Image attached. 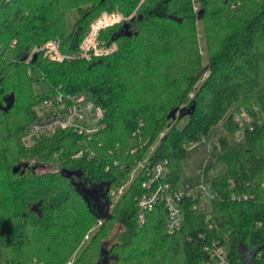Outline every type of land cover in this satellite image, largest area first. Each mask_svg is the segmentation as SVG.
<instances>
[{
	"label": "trees",
	"instance_id": "1",
	"mask_svg": "<svg viewBox=\"0 0 264 264\" xmlns=\"http://www.w3.org/2000/svg\"><path fill=\"white\" fill-rule=\"evenodd\" d=\"M134 2L1 3L0 264H64L98 220L87 241L95 264H208L213 244L226 246L233 264H264V123L217 154L226 165L209 181L217 195L199 197L196 209L189 202L175 232L166 230L163 203L140 218L136 200L147 178L140 161L167 159L169 181L178 184L187 148L214 125L234 135L236 113L264 112V0H147L134 18L101 32L116 46L109 56L59 63L39 52L25 61L51 38L62 52L77 53L95 17L127 15ZM198 22L209 60L197 85L204 68ZM35 80L48 88L38 92ZM58 86L100 106L103 126L88 134L47 131L26 146L36 107ZM95 185L110 202L104 217L83 191ZM121 217L126 231L106 248ZM243 246L254 248L248 261Z\"/></svg>",
	"mask_w": 264,
	"mask_h": 264
},
{
	"label": "built area",
	"instance_id": "2",
	"mask_svg": "<svg viewBox=\"0 0 264 264\" xmlns=\"http://www.w3.org/2000/svg\"><path fill=\"white\" fill-rule=\"evenodd\" d=\"M7 1L10 0H0V5ZM134 16L135 14L124 17L114 12L102 11L89 23L79 43V51L77 53L62 52L60 41L57 38H51L40 45L33 46L26 53L25 61L30 62L39 52L48 60L59 63L75 58L90 60L106 56L114 50L115 46L101 39V32L109 27L130 20ZM16 41V38H14L10 45L13 46ZM2 50L3 47L0 46V54ZM38 106L40 107V112L36 111L37 116L28 127V132L32 135L56 129H74L79 133L88 134L97 131L103 126L101 122L103 110L100 106L83 95L64 92L60 86L54 88L53 94L45 97ZM234 121L237 124V129L234 133L235 142H240L245 138L248 131H252L255 126L264 123V112L255 110L254 113L246 111L236 113ZM199 140L205 141V138L201 137ZM207 147L211 150V147ZM138 168L147 171V178L142 182V187L145 191L136 198L141 210L139 216L142 218V211L151 210L158 202L163 203L167 211L165 227L169 233H173L181 227L184 220V209L189 202L193 203L192 208L196 209L195 201L199 197L212 199L217 195L210 183L204 184L202 182L195 187L188 182H183L181 186L172 184L169 181L167 159L150 163L145 158L138 163ZM235 198V196H232V199ZM246 198L247 196H243V199ZM206 250L209 258L208 264H233L228 260L229 252L226 246L213 244V246L207 247Z\"/></svg>",
	"mask_w": 264,
	"mask_h": 264
},
{
	"label": "rangeland",
	"instance_id": "3",
	"mask_svg": "<svg viewBox=\"0 0 264 264\" xmlns=\"http://www.w3.org/2000/svg\"><path fill=\"white\" fill-rule=\"evenodd\" d=\"M147 3V0H135L133 7L130 8L129 13L124 15L120 10H114L116 14L122 15L124 17H129L130 15L137 14L139 10H141L144 5ZM198 27V39L200 43V54H201V65L204 67L202 70V76L197 82V85L203 78L207 75V63L209 60V51L206 48V40L204 39V34L202 32L201 23H197ZM110 28V27H109ZM101 39L102 36H100ZM114 45V44H113ZM115 46V45H114ZM114 50L106 56H109L115 51ZM103 56V57H106ZM35 89L38 92L44 91L48 88L46 82L36 81L34 82ZM192 95H190L191 97ZM36 111L40 112V107H36ZM187 121V117H182L181 120L178 121L177 127L181 128L185 125ZM45 133V132H43ZM42 134V133H39ZM33 136H38V134L32 135L28 132V135L23 138L25 141V145L30 147L33 145L34 140ZM39 137V136H38ZM205 141L198 140L197 143L191 145L186 150L185 158L182 160V168L179 173L181 181L178 183L179 186L182 185L184 180H186L191 186H198L200 183L207 184L209 181L216 175H220L225 172L226 165L222 161H218L216 156L220 152L231 149L235 145V137L232 133L226 132L222 126V122L214 125L208 133L204 136ZM211 147V150L208 147ZM34 160L32 159L31 162ZM41 171V170H39ZM120 192V191H119ZM105 196H100L99 199L94 200V204L99 205L103 204L106 201ZM117 199V197H115ZM114 198L111 200L112 202L115 200ZM115 204V203H114ZM92 205V204H91ZM117 221V220H116ZM115 221L112 231L109 233V236L104 241V246L108 248L112 242L121 240L122 235L126 231V219L125 217H121L117 222ZM101 226V220H98L94 223L90 229L87 231L86 235L80 240L78 245L71 250L69 254V258L64 264H95V258L92 257L91 248L88 247L89 234L91 231L97 229ZM254 248L243 246L242 247V259L244 261H248L251 257ZM90 255V256H89ZM173 260V259H172ZM171 261V259H170ZM43 264V263H39Z\"/></svg>",
	"mask_w": 264,
	"mask_h": 264
},
{
	"label": "water",
	"instance_id": "4",
	"mask_svg": "<svg viewBox=\"0 0 264 264\" xmlns=\"http://www.w3.org/2000/svg\"><path fill=\"white\" fill-rule=\"evenodd\" d=\"M132 19V18H131ZM85 192V198L88 201L90 207L92 208H96L98 210V215L101 217L106 216L108 207L110 205V202L108 201V199H106V201H104L103 204L100 203L99 205H95L94 204V200L99 199L100 196H105L103 194V186L102 185H95L92 188H88L86 190H83ZM92 204V205H91Z\"/></svg>",
	"mask_w": 264,
	"mask_h": 264
},
{
	"label": "flooded vegetation",
	"instance_id": "5",
	"mask_svg": "<svg viewBox=\"0 0 264 264\" xmlns=\"http://www.w3.org/2000/svg\"><path fill=\"white\" fill-rule=\"evenodd\" d=\"M134 17H135V16H134ZM134 17H133V18H134Z\"/></svg>",
	"mask_w": 264,
	"mask_h": 264
},
{
	"label": "crops",
	"instance_id": "6",
	"mask_svg": "<svg viewBox=\"0 0 264 264\" xmlns=\"http://www.w3.org/2000/svg\"><path fill=\"white\" fill-rule=\"evenodd\" d=\"M187 182V181H186Z\"/></svg>",
	"mask_w": 264,
	"mask_h": 264
}]
</instances>
